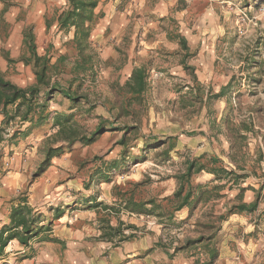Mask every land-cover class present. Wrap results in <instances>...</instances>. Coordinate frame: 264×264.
Here are the masks:
<instances>
[{
  "label": "rangeland",
  "instance_id": "rangeland-1",
  "mask_svg": "<svg viewBox=\"0 0 264 264\" xmlns=\"http://www.w3.org/2000/svg\"><path fill=\"white\" fill-rule=\"evenodd\" d=\"M134 2L118 0V4H113V11L116 12L114 22L102 17L95 23L98 31L101 28L99 34L92 38L99 70L95 86L91 88V96L98 101L92 114L103 116L102 112L106 111V116H109L100 97L109 94L110 83L126 77L123 67L126 59L137 57L138 63L152 59L147 107L139 115L138 129L128 132L125 144L118 142L123 131L114 130L105 132L89 146L67 149L64 154L68 159L86 160L81 166L82 170H95L99 176L93 182H84L83 186L87 189L86 197L94 198L90 205H99L95 221L101 233L106 227L103 222L105 218L114 226L119 225V222L128 225L129 219H138L145 223L141 226L142 232L159 237L164 245L158 247L159 251L166 255L168 264H173L171 260H175V247L183 244L188 236L210 234L203 227L204 223L211 220L210 213L213 212L216 217L224 213L229 207L225 205L235 200L239 186L228 182L221 192L223 196L200 204L186 222L177 220L176 213L171 223H166L168 215L161 220L158 212L131 213L125 209L122 199L130 195L126 196L125 191L133 190L134 198L138 201L155 198L165 206L169 205L163 198L169 189H176L175 175L185 170L187 159L201 155H204L202 159L217 156L227 164H233L231 159H238L242 165L244 160L246 168L237 171L248 173V176L241 181V185L254 189L264 187V0H170L167 8L163 9H167L164 14L159 10L161 6L154 3L155 0L142 4L138 1V6ZM54 5H50V14ZM151 9H155V12H151ZM101 13L105 15L107 11ZM149 30L150 33L144 37L143 33ZM0 31V69L8 67V76L15 75V66L7 64L4 58L3 49L11 48L7 39L11 29L2 20ZM169 31L173 34L183 33L190 49L182 51L178 42L168 37L170 46H166L167 41L160 37ZM40 38V52L43 54L47 51L56 55L69 50L68 36L47 34ZM151 38L155 47L142 57V42H151ZM21 50L26 51L24 43ZM184 56L193 65V72L182 65ZM223 87H228L225 94L215 96ZM201 95L204 97L203 108H200ZM59 99H53L54 106L61 104L67 110L71 109L70 102L67 106V102L63 104ZM183 101L188 103V108L182 107ZM127 120L135 125L136 121L132 118ZM81 121L89 129H94L98 123L92 117ZM118 126L122 124L119 122L115 127ZM9 128L4 133L3 141L8 140L13 132ZM35 155L38 161L30 169V179L42 158L39 152ZM5 156L4 153L2 163ZM103 159H118L122 163L113 167L107 165L104 172L100 167ZM213 178V175L201 172L194 177V182L206 184ZM29 180L21 187L20 194L27 193ZM139 182L142 184L139 185ZM71 183L74 181H69L62 194L68 192L69 198L65 201L74 207L71 196L77 195L78 191ZM115 186L119 187L116 197L113 194ZM256 196L257 192L250 188L244 194V201L252 202ZM81 204L85 206V203ZM105 205L111 208L106 209ZM147 208L152 209V206L149 204ZM240 215L241 218L236 216V222L225 226V232L222 225L229 218L221 225L216 223L221 226L219 235H216V247L220 255L213 264H264V249L252 253L244 247V244L248 246L254 239L264 240V188L257 210ZM240 219L246 221L242 224L244 226L235 227ZM198 223H202V226ZM125 226L126 234L136 232ZM102 241L106 243L103 248L105 255L117 247L111 241ZM179 253L187 259L182 264H201L208 259L205 250L200 247L182 249ZM154 264H159V260H155ZM160 264L167 262L160 261Z\"/></svg>",
  "mask_w": 264,
  "mask_h": 264
},
{
  "label": "trees",
  "instance_id": "trees-1",
  "mask_svg": "<svg viewBox=\"0 0 264 264\" xmlns=\"http://www.w3.org/2000/svg\"><path fill=\"white\" fill-rule=\"evenodd\" d=\"M98 1L67 0L62 12L58 13V10H55L58 13L60 29L68 31L74 28V36L67 41L69 50L60 54L54 62L50 53L47 52L41 55L38 52L35 35L31 31L25 35V44L29 53L22 56L21 59L26 64L33 66L36 76L34 84L21 87L0 71V113L4 115L0 127V145L5 139L6 129L11 125H18L9 136L15 144L21 136L37 127L50 124L52 129V133L43 140L38 148L42 158L33 171L31 183L47 170L52 159L60 157L67 149H71L77 143L91 145L105 132L122 130L123 135L118 142L125 144L128 132L138 129L139 115L147 107L146 98L150 90L152 59L141 61L135 65L131 75L124 83L119 80L110 83L109 94L100 97L102 104L113 113V120L92 114L98 103L91 96V88L95 86L97 80L99 60L92 45L91 35L94 24L103 15L102 13L95 14L94 10ZM0 20L8 26L2 15ZM50 24L51 21L47 19V25ZM167 37L178 42L182 51L190 49L188 39L183 33L176 32L173 34L169 31ZM3 53L9 63L14 62L6 49H3ZM185 56L182 58L181 63L185 66V69H190L193 72L194 67L187 62ZM194 80L198 82L196 77H194ZM226 88L228 87H223L215 96H223ZM59 97L69 100L71 109H73L71 112H54L50 110V101ZM200 98V108H203V95ZM188 106V103L183 101L182 107L188 108ZM88 117L98 120L94 129H89L81 121V119ZM129 117L136 121L135 125H131L127 120ZM119 122L122 126L115 127ZM24 126H26L25 129H23ZM3 154L4 152L0 150V177L5 173L2 163ZM202 157L204 155L195 159H187L185 170L175 175L177 180L176 189L172 195L163 198V201L169 205L165 206L155 198L138 201L134 198L133 190L125 191L126 196L127 194L130 195L122 201H125L124 207L131 213L158 212L161 220H164V216L168 215L166 223H171L177 211L188 207L191 217L200 204L208 203L213 198L223 196L221 192L228 182L238 185L239 192L235 200L229 201L225 205V207L229 205L226 211L217 217L211 212V220L204 223L203 227L208 229L211 232L210 234L201 233L198 237L188 236L183 244L175 247L174 254L186 248H203L208 255V259L201 264H213L220 255L216 247V235L221 228V223L232 214L255 212L259 206L260 194L264 187L254 189L253 187L241 185V181L248 176V173L237 171L246 168L244 160L240 165L238 159H231L233 164H227L217 156L209 159H202ZM201 172H207L213 175L214 178L206 184L195 183L194 177ZM223 181L226 182L223 183ZM138 184L141 185L142 183L139 182ZM118 188V186L113 188L115 197ZM250 188L257 192V196L255 200L248 203L244 201V194ZM149 204L152 209L147 208ZM105 208L111 207L105 205ZM59 216V212L56 211L53 221ZM212 218H216V220ZM40 221V215L34 213V208L29 204L27 196L20 197L19 202L13 206L11 212L12 228L16 231L8 230V233H6L3 230L0 232V253L4 252L10 240L19 236L18 230L22 232L20 236L21 243L28 244L29 240L44 228L43 225H40ZM103 222L106 227L101 233V238L113 242L114 246H118L121 242L133 237V233L126 234L124 232L125 224L123 222H119L120 224L117 226L112 225L107 218L103 219ZM216 223H220V225L217 226ZM198 224L201 225L202 223ZM125 227L136 228L133 224H128ZM116 237L118 239L114 241ZM157 245L164 246L161 241Z\"/></svg>",
  "mask_w": 264,
  "mask_h": 264
},
{
  "label": "crops",
  "instance_id": "crops-1",
  "mask_svg": "<svg viewBox=\"0 0 264 264\" xmlns=\"http://www.w3.org/2000/svg\"><path fill=\"white\" fill-rule=\"evenodd\" d=\"M133 1H136L134 2L135 6H138V1L142 4L152 3L154 0H132V2ZM156 2L157 6L158 4L161 6L159 10H161L162 14L167 12V9L165 11L163 9L164 7L167 8L166 6L170 3V0H156L154 3ZM52 3L55 5L50 14L49 8ZM105 3L106 5L104 6ZM66 4L67 0H0V16L2 15L3 20L7 22L11 29L7 37L11 48L7 49V51L11 58L14 59L12 64L17 70L15 75L8 76V67L0 69L1 72L5 73L7 78L21 87H27L36 82L33 66L31 64H26L21 59L22 56L28 55L29 53L25 44V35L30 31L35 35L38 52L41 55H44L47 51L44 54L40 52V37L48 34L53 36L57 35L59 37L68 36V40L73 38L74 28L68 31L65 29L61 30L58 21V13L63 11ZM113 4H118V0L98 1L94 10L95 14H99V12L101 14V12L107 11L98 21L102 20V17H106L113 22L115 21L113 17L116 16V12L113 11L115 9ZM55 10H58V13H56ZM3 11L5 12L3 13ZM112 12L114 15H112ZM151 12H155V9H151ZM47 19L51 21L50 25H47ZM100 29L99 27L98 31V26L96 28L94 24L91 41L94 35L99 34L98 32H100ZM154 32L156 31L154 30ZM149 33L150 30L144 32L143 36L146 37ZM161 38H165V41H167L165 45L170 46L167 33H164L163 36L161 35L160 39ZM23 43L26 47L25 52L21 50ZM142 44L144 47L143 53L141 52L142 57L145 56L144 54L153 51L155 47L154 40L151 42L145 40ZM62 53L52 55V61H56L57 57ZM6 62L10 64L7 60ZM137 64V57H128L126 59L123 67H125L124 70L127 75L125 78L124 76L120 78L119 81L121 83H124L129 78L134 66ZM59 101H63V104L67 102L68 106V99L61 98ZM105 108L109 116H106V111L105 113L103 111L102 115L113 120V113L110 112L108 107ZM50 110L69 113L73 109L67 110V108L62 107L61 104L54 106L52 100L50 101ZM3 119L4 115L0 113V127L2 126ZM25 128L26 126L23 127V129ZM9 130L14 131V126L11 125ZM51 133L52 129L50 124H48L29 131L24 136H21L16 144L13 140L8 138V140L3 141L0 145V150L6 154L3 161L5 173L0 177V232L3 230L6 231V233H8V230L16 231L12 228L11 212L13 206L17 205L19 198L23 195L27 196L29 204L34 208V213L40 215V225L44 227L37 235L32 237L26 245L21 243L20 236L22 232L18 230L19 236L10 240L4 252L0 253V264H154L155 260H159V264L160 261H166L168 264L166 255L159 251V246L157 245L160 240L159 237H151L149 233L146 234L142 232L141 226L145 223L133 218L127 221V224L136 226V228H132L136 230V232H133V237L121 242L120 245L110 250L108 254H103V248H105L106 243L102 241L101 229L95 221V216L97 215V209L99 207L98 205H90L94 198L88 199V197H86L87 189L83 186L84 182H93L99 179V176L95 170L91 172L82 170L81 166L86 163V160L68 159L66 154L55 157L52 159L47 170L32 183L30 182V169L33 164L38 161L37 157L35 158V154L38 153V148L43 140ZM78 146H84V144L77 143L72 148ZM226 149H228V144ZM89 161L92 162V159ZM78 163L80 166H78ZM121 163L122 162L118 159H113L111 161L103 159L100 167L105 172V167L107 165L111 164L110 167H113V165H119ZM102 164H104V167ZM106 173H110V171H106ZM27 180H29L27 193L20 194V189L25 185ZM60 181L63 183H60ZM69 181H74V183H71V186H76L78 191V193H76L77 195H74V197L71 196V198L74 199V207H71V205L65 201L69 198L68 192L64 193L65 195L62 194L63 190L69 185ZM174 190L175 188L169 189V192L164 194V196L172 195ZM60 198L62 199L61 203ZM81 203H85V206ZM56 211L59 212L60 216L53 221ZM176 215L177 220L186 222L187 219L190 218V209L185 207L177 211ZM236 216L240 217L242 215L232 214L228 221L222 225L224 232L225 226L230 222H236ZM121 219L125 220L124 218ZM242 220L243 219H240L239 224L235 225V227L244 226L242 224L246 221ZM124 224L126 225V223ZM153 230L157 229L154 228ZM219 233L220 231L218 235ZM216 239L218 241V236ZM244 247H247V250H250L252 253L263 250L264 240L254 239V241L250 242V245L247 246L244 244ZM150 249H153V251H149ZM174 255L175 260H171L173 264L187 262V259L182 253L178 252Z\"/></svg>",
  "mask_w": 264,
  "mask_h": 264
}]
</instances>
